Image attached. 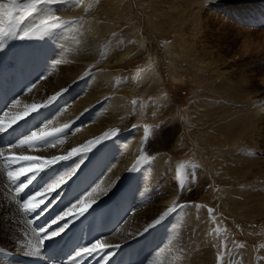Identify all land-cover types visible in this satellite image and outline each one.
<instances>
[{"label": "rangeland", "instance_id": "1", "mask_svg": "<svg viewBox=\"0 0 264 264\" xmlns=\"http://www.w3.org/2000/svg\"><path fill=\"white\" fill-rule=\"evenodd\" d=\"M1 1L8 20L3 29L7 33L5 40L0 39V48L7 47L0 56H4L6 49L11 52V56L6 55L5 63L0 62L3 70L0 71V115L4 112V120L19 110V100L29 95V89L52 77L49 68L54 63L43 65L51 77L43 67L45 75L34 77V72L38 68L36 61L44 58L42 53H54L55 47L61 45L55 38L76 36L82 40L78 26L95 23L96 29L101 26L108 29V37L99 56L75 82L80 88L77 98L90 88V81L95 80L99 71L119 73L105 97L76 117L77 130L92 125L95 117L102 116L119 95L130 107L126 114L130 117L128 127L98 144L101 151L109 150L113 160L124 156L138 135L141 148L131 153L136 162L150 144L167 131L171 133L166 150L152 155L132 180L133 188L145 186L152 167H158V156L165 155L171 165L164 167L165 175L157 183V193L152 189L148 193L147 187L146 194L135 191L129 199L124 198L125 215L119 217L115 212V217L106 224H116L112 231L115 232L117 224L125 223L137 211L146 212L173 198L153 223L142 220L141 235L153 228L156 237L151 243L144 237L145 240L128 247V260L134 261L129 264H153V259H157L156 264H179L183 255L188 262L202 259L205 264H264V0H45L35 5L41 9L37 12L28 7L35 0ZM77 3L83 5L79 16H56L58 20L46 22L40 18ZM53 23L59 26L51 28ZM14 49L18 52L12 56ZM127 51L131 53L126 54ZM57 93L49 94L38 107L29 109L28 116L54 119L69 110L68 104L53 108L54 97L66 96V92ZM123 106L120 102V109ZM46 118L40 121L38 131L46 129ZM94 159L97 161L98 157ZM166 185V198L161 199ZM137 195L144 199L142 204L138 203L139 207ZM51 203H46L47 208ZM169 208L174 211L165 216ZM39 209L33 219L40 215ZM64 213L66 217L71 215L69 211ZM83 218L77 223L69 220L73 225L62 232L68 220L59 227L60 217L55 216V222L49 223L51 226L45 231L49 233L52 229L59 234L50 244L37 243L35 250H41L40 256H48L50 248L55 247L60 253L67 244L70 260L83 257L88 264L92 257L98 256L95 263H101L104 255L99 256L98 250L102 247H92L100 240L94 238L105 224L88 227L82 224ZM7 234L0 231V249L3 248L0 256H7L8 249H13ZM141 235L138 237L142 239ZM63 237L67 241L61 247L59 243L56 245ZM151 245L155 246L154 250ZM83 249L87 254L82 253ZM23 257L30 258L26 254ZM26 259L17 258L15 263L24 264ZM33 261L46 264L44 260Z\"/></svg>", "mask_w": 264, "mask_h": 264}, {"label": "bare ground", "instance_id": "2", "mask_svg": "<svg viewBox=\"0 0 264 264\" xmlns=\"http://www.w3.org/2000/svg\"><path fill=\"white\" fill-rule=\"evenodd\" d=\"M82 8L83 5H79L78 3L71 4L63 11H57V13L49 12L46 15L42 14L43 17L40 18L45 22L51 20L49 17L55 18L56 16L74 18L82 13ZM7 20L6 7L0 0V34L3 33ZM94 26L95 23H84V25L78 26L79 31L82 32L80 37L82 40L76 39V36L75 38L72 36L69 39H62L60 37L55 38V41L61 45L55 47L57 51L54 53L50 51L46 53L43 52L42 56L44 58L36 61L40 70L36 67V71L34 72V77L42 76L45 73L42 67L48 72L46 66L43 65L54 63V65L49 68L52 77L48 72L47 75L51 77H49L50 79L44 80L43 84L40 86L38 84L37 87L29 89V95L19 100V110L17 109L9 116H5L7 119L4 120L2 118L4 112L0 115V231L8 233L7 237L10 241L9 244L13 246V249H8L7 256H0V264H16L15 260L17 258L26 259L23 257L25 254L30 257L26 259L30 262H34L33 260H35L38 263V261L44 260L46 264L56 261L57 264H85L81 256L82 254L80 255L82 258H76L74 261L68 258L64 253V250H67V244L60 253L55 251V247L50 248L51 252L48 256H45V254L44 256H40L39 254L41 253L39 252L41 250H35L38 246L37 243H42L40 245H44L48 241L50 244L55 239V236H57L56 234L59 232L56 231L57 229L55 230L56 232L52 229L49 233L45 231L51 226L49 223L55 222V216H59L60 219H63H59V227L64 226V223L68 220L66 226L61 229L62 232L73 225L69 220L73 222L76 221L75 223H77L83 217L82 224L88 225V227L105 224V226H101L99 231H97L98 234L94 239L100 240L92 247L93 249L102 247L98 250V253L99 256L102 257L104 255V257L103 261L99 264H120L123 261L129 264L134 261L128 260V247H132L140 243L141 240H145L144 237H146L147 243L153 242L152 240L156 237L155 230L151 227H149L151 229L145 233V235H141L140 231L144 229L142 220H149V222H152L159 212L161 213L164 211V209L172 203L173 198L171 197L146 212L141 210L137 211V213L125 223L121 224V222V225L117 224V230L115 232L112 231L115 229L116 224L106 225L109 220L115 217V212L119 217L125 215L124 198L129 199V196H132L135 191H137V193L142 191L146 194L145 187H147L148 193H150V189L155 191L156 189L158 190L157 183L162 180L163 174L165 175L164 167L171 165V161L167 160L165 155L158 156L156 160L158 167H152L151 174L147 177L148 182L145 186L133 188L132 180L134 179V174L139 170L140 165L138 161H135L136 157H133L131 153L141 148L140 135L133 139L127 152H124V156H120L117 161L112 159L108 153L109 150L101 151V145H98L99 142H105L111 134L117 133L119 130H125L128 127V121H130V117L126 115L130 112V107L119 95L115 96L110 102V107L107 110L105 109L102 116L95 117L92 125L77 130V124L75 122L77 120L76 117H78L83 110L85 111L87 107L96 102H100L99 100L105 97L106 93L116 83V81L113 80L119 73H112L106 70L99 71L96 73L95 80L92 79V81H90V88L83 92L81 98H77L78 94H80V88L75 82L85 73L84 69L89 67L90 62L99 56L106 36L108 37V29L106 27L101 26L100 29H96ZM41 44L38 43L39 46ZM45 45L48 46L49 44ZM41 46L44 45L42 44ZM5 48H0V52ZM16 52H18V50L16 51V49H14L12 56H14ZM8 53L9 51L6 49V52L2 54L4 56H0V62L5 63L4 59L5 57L7 58L6 55H9L11 52ZM128 53H131V51H127L126 54ZM17 56H15V58ZM57 60L61 61V63L56 64L55 62ZM33 80L29 82L31 85ZM40 80H42V77ZM22 84L21 82V85ZM68 85L69 87H67ZM64 92H66V96L54 97V99H56V104L53 108L68 104V106H70L68 108L69 110H65L59 116H55L54 119H50L51 116H47L46 118V116L41 115L39 119L36 116H28L27 111L38 107V105L41 104L40 101L44 100L49 94L54 95L55 93L60 94ZM76 98L77 101L75 102ZM120 102L125 104L121 109L119 107ZM6 109L8 110V108ZM45 118L46 129L38 131L40 129V127H38L40 121ZM49 119L51 122H48ZM33 127L34 130L32 129ZM170 138L171 133L167 131L162 138L150 144V147L144 153L146 154V158H150L152 155L154 156L155 153H163L167 148L166 143ZM13 145H15V147H12ZM22 157H32L33 159H20ZM97 157L98 160L96 161L94 158ZM128 169H130V173L127 172ZM9 172L14 174L13 178L9 177ZM21 172L23 174L19 175L18 179H15V174ZM146 174L149 173L146 172ZM33 175H35V179H31ZM14 179L15 182H13ZM29 180H31L30 183ZM167 181L171 182L168 179ZM20 184H27L28 186L24 188L23 191L16 192V188ZM49 185H52V188L48 192H45V189H48ZM167 190L168 187L166 185V188L162 190L163 193L161 192V199L166 198ZM37 193L41 195H37ZM26 194L28 195L27 198L25 197ZM67 194L71 195L66 197ZM41 199L43 203H40ZM143 201L144 199L141 196L137 197L138 207L140 206L138 203L142 204ZM29 202L38 205V207L34 210L26 209L24 205ZM50 202L52 203L47 208L46 203ZM43 204L44 208L41 209ZM38 209L40 215H37L36 218L33 219L32 216L36 214ZM65 211H69L71 215L69 217L64 216ZM43 216L45 217L43 218ZM147 229L148 228H146V230ZM15 231L19 234L15 235ZM91 232L92 231H90V233ZM111 232L112 234H110ZM53 233H55V235H53ZM34 235L36 239L33 238ZM139 235L143 238L141 239L138 237ZM17 236L22 238L23 241L18 239ZM66 241V237H63L56 242V245L59 243L61 247ZM129 241L130 243L126 244ZM69 242L70 241H68V243ZM173 244L174 242H172L171 246H173ZM24 247H26V249ZM68 247H70V245ZM154 248L155 246L151 245V249L154 250ZM1 249L3 248L1 247ZM25 250L27 253H25ZM169 250L171 251V248H169ZM68 251L70 252L69 249ZM81 251L85 253L84 249ZM43 253H45V250ZM166 253L168 254V251ZM7 257H10V259H7ZM96 257L98 256L92 257L90 262L87 260L88 264H96ZM156 260L157 259L152 260L154 261L153 264H156ZM179 264H205V260L197 259L194 262H188L186 260V255H183V261Z\"/></svg>", "mask_w": 264, "mask_h": 264}, {"label": "snow or ice", "instance_id": "3", "mask_svg": "<svg viewBox=\"0 0 264 264\" xmlns=\"http://www.w3.org/2000/svg\"><path fill=\"white\" fill-rule=\"evenodd\" d=\"M43 2H45V0H35V3L32 4V5H29L28 7L31 8V11H32V12L41 11V9H38L35 5H36V4L43 3ZM49 18H50V19H57V20L59 19L58 17H56V18L49 17ZM60 23H69V22H60ZM58 26H59V25L56 24V23H53V24L50 25L51 28H56V27H58ZM12 34L15 35V33H12ZM6 35H7V33L0 34V39H3L4 36H6ZM27 35H28V33L25 32V36H27ZM55 63H56V64H60L61 61L57 60ZM20 159L31 160V159H33V158H32V157H22V158H20ZM133 170H134V169H133ZM21 174H23V173L21 172V173H17V174H15V179H18V178H19V175H21ZM8 175H9L10 178H13V176H14V174H13L12 172H9ZM15 179H14L13 182H15ZM31 179H35V175H33V176L31 177ZM61 179H62V178H61ZM30 182H31V180H29V183H30ZM27 186H28L27 184H20V185H18L17 188H16V192L23 191V189L26 188ZM51 188H52V185H49V186H48V189H45V192H48ZM37 195H41V194H40V193H37ZM30 199H34V198H30ZM40 203H43V200H42V199H41ZM24 207H25L26 209H32V210H34L36 207H38V205L31 204V202H29V203H26V204L24 205ZM172 211H174V209H173V208H169L168 211H167L166 213H164V215L166 216L168 213H170V212H172ZM161 218H163V217H161ZM53 235H55V233H53ZM2 251H3V249H0V252H2Z\"/></svg>", "mask_w": 264, "mask_h": 264}, {"label": "water", "instance_id": "4", "mask_svg": "<svg viewBox=\"0 0 264 264\" xmlns=\"http://www.w3.org/2000/svg\"><path fill=\"white\" fill-rule=\"evenodd\" d=\"M145 155H146V154H144V155L140 158V160L138 161V163H139L140 165L144 164L147 160L150 159V158H146Z\"/></svg>", "mask_w": 264, "mask_h": 264}]
</instances>
